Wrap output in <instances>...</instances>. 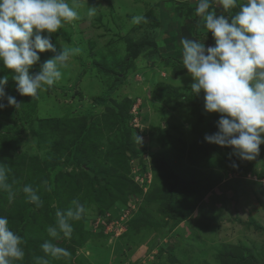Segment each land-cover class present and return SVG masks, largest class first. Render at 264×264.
Masks as SVG:
<instances>
[{
	"label": "rangeland",
	"instance_id": "374dc122",
	"mask_svg": "<svg viewBox=\"0 0 264 264\" xmlns=\"http://www.w3.org/2000/svg\"><path fill=\"white\" fill-rule=\"evenodd\" d=\"M110 1L115 10L107 9ZM128 1L76 0L80 19L51 37L57 53L80 50L62 79L40 92L38 102L0 109V164L15 194L9 202L0 189V215L22 237L25 252L14 264H41V257L48 264H264V143L249 161L207 142L220 116L205 111L203 92H191L194 81L183 68L182 37L205 47L215 43L195 14L198 0H139L156 5H141L147 23L136 25L130 23L134 7L129 16L128 6L121 7ZM212 10L236 11L218 4ZM97 19L102 28L95 27ZM53 55L39 53L30 71L38 73ZM4 76L8 69L0 64ZM15 87L8 80L6 95L16 98ZM37 118H59L50 129L66 128L70 145L43 146L30 130H37ZM134 132L142 144L134 142ZM91 142L94 154L82 160ZM25 185L37 191L42 206L27 199ZM58 190L62 201L54 196ZM73 199L87 215L72 222L70 240L52 239L48 226ZM45 241L71 257L46 255Z\"/></svg>",
	"mask_w": 264,
	"mask_h": 264
},
{
	"label": "clouds",
	"instance_id": "9594fccd",
	"mask_svg": "<svg viewBox=\"0 0 264 264\" xmlns=\"http://www.w3.org/2000/svg\"><path fill=\"white\" fill-rule=\"evenodd\" d=\"M82 4L86 5V0ZM213 4L221 6L224 12L236 11L231 16L218 15L212 10ZM80 6L76 0L72 4L68 0H0V64L13 73L21 96L36 99L40 92L62 79V69L69 66L70 57L80 50L62 49L57 53L51 37L65 24L74 25L80 19ZM92 10L89 15L94 14ZM195 14L207 32H211L214 46L205 47L203 41L185 37L179 43L183 68L194 81L191 92L196 95L203 92L205 111L220 116L218 131L205 140L231 147L241 160H253L264 143V0H198ZM98 19L96 28H100ZM108 20L111 22V18ZM130 23H147V18L135 15ZM46 51L54 55L41 64L37 74H30V68L40 61L39 53ZM7 82V76L0 77V100H7V105L0 103V109L6 106L18 109L21 104L16 98L6 95ZM50 95L46 92V97ZM133 135L134 142L142 144L143 137L135 132ZM232 166L238 167L235 163ZM0 189L8 191L9 202L15 198L2 164ZM22 191L31 203L42 206L31 185H25ZM87 213L85 205L73 199L67 209L56 211L55 224L47 228L49 237L70 240L74 231L72 222L82 220ZM22 244V237L10 228L9 219L0 215V264L23 260ZM41 248L56 259L71 257L68 249L50 241H45ZM39 259L41 264H48L43 257Z\"/></svg>",
	"mask_w": 264,
	"mask_h": 264
},
{
	"label": "trees",
	"instance_id": "16d2710c",
	"mask_svg": "<svg viewBox=\"0 0 264 264\" xmlns=\"http://www.w3.org/2000/svg\"><path fill=\"white\" fill-rule=\"evenodd\" d=\"M136 57H134V59ZM126 65H128V64L125 63L124 66L126 67ZM82 66H84V65L82 64ZM30 74L35 75V74H37V72L31 70ZM12 76H13V73L10 70H8V77H9L8 80L9 81L12 80ZM83 76H84V73L80 74V77H83ZM118 77L119 76H117V78ZM15 93H16V99L19 100L18 102H21L23 100H25V101L27 100V101H29V104H30L34 100V99H31V97H28V96H21L17 92L16 87H15ZM37 102H38V98H37ZM37 102L35 104V107H37V104H38ZM106 108H108V107H106ZM15 116H17V118H18V115H15ZM37 119H38V121H37V125H38L37 130H34V128H32V126H30V130L33 129L34 134L38 135L41 138L43 146L49 145V147H50L51 144H56V143L61 145V143H63V142L66 143L65 146L70 145L69 137H68V135L66 136L65 133H64V132L67 131L66 128H64L66 131L64 129H59V130H56V128L54 130L50 129V128H53V127L56 126V124H55L56 122L53 119L58 120L59 118H41V119L37 118ZM74 123H76V120L71 123L70 127L73 126V125L76 126V124H74ZM33 124H35V123H33ZM1 131H4V130L1 129L0 132ZM89 139H91V138H89ZM91 141H92V139H91ZM91 146H92V142H91V145L89 147V151L84 152V153L81 154L82 160H87V158H88L87 154H94V152L91 150ZM90 157L92 158L93 155H90ZM58 191H59V192H57L58 194L53 192V191L52 192L54 193V196L56 197V199H59L60 201H62L61 198L59 197L60 194H61L60 190H58ZM54 196H53V198H54Z\"/></svg>",
	"mask_w": 264,
	"mask_h": 264
},
{
	"label": "crops",
	"instance_id": "0c3cea01",
	"mask_svg": "<svg viewBox=\"0 0 264 264\" xmlns=\"http://www.w3.org/2000/svg\"><path fill=\"white\" fill-rule=\"evenodd\" d=\"M132 1H134V2H132ZM139 2H143V1H139V0H129L128 1V3L127 4H125V5H123V6H121V7H124V6H128V7H126V8H124V9H126V11H128V13H126L127 15L129 14V11L131 10V7H134L133 8V13L131 14L132 16H135V15H143V11H142V8L140 7L141 5H145L146 6V4H149L148 5V7H152V6H154V5H156V3L154 4V1H152L151 3H146V4H144V2L143 3H141V4H139ZM160 2H162V3H165L164 1H160ZM241 2H242V0H241ZM110 8H112V9H114L115 10V8H114V5L112 4V2L110 1V7H107V9H110ZM119 10H122V9H120V6H118L117 8H116V12L117 11H119ZM147 11V10H146ZM145 11V12H146ZM144 12V13H145ZM117 15H119V14H117ZM129 16V15H128ZM100 28H102V27H100ZM135 31H138V29H135ZM140 31V30H139ZM175 44L176 43H171V45H172V47H175ZM120 49H121V51H124V47H123V45L122 44H120ZM119 53H120V50L118 51ZM161 53H163L165 56L166 55H170V52L168 51V50H161ZM112 70H115V69H112ZM81 71V70H80ZM88 80V79H87ZM94 85V84H93Z\"/></svg>",
	"mask_w": 264,
	"mask_h": 264
}]
</instances>
